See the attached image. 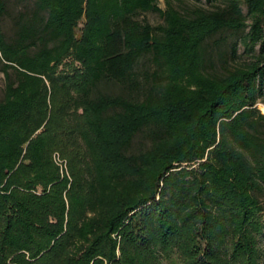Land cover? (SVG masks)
<instances>
[{
  "label": "trees",
  "instance_id": "trees-1",
  "mask_svg": "<svg viewBox=\"0 0 264 264\" xmlns=\"http://www.w3.org/2000/svg\"><path fill=\"white\" fill-rule=\"evenodd\" d=\"M163 1L0 0V264H264V0Z\"/></svg>",
  "mask_w": 264,
  "mask_h": 264
},
{
  "label": "rangeland",
  "instance_id": "rangeland-1",
  "mask_svg": "<svg viewBox=\"0 0 264 264\" xmlns=\"http://www.w3.org/2000/svg\"><path fill=\"white\" fill-rule=\"evenodd\" d=\"M191 2H194V0H192ZM159 6L160 7H164V1L163 0H159ZM141 18L144 17L145 19H147L150 23L152 24H158L161 22L160 17L158 16L157 13L155 12H145L143 14H141L140 16ZM3 28L4 31L6 33H10L12 30V24L11 21L9 19H5L4 23H3ZM3 86H4V72L1 69V63H0V98L2 96L3 93ZM258 107L261 109L262 112H264V102H258ZM53 157L55 159V161L63 168H65L66 166V161L60 157V155L55 152L53 154Z\"/></svg>",
  "mask_w": 264,
  "mask_h": 264
}]
</instances>
